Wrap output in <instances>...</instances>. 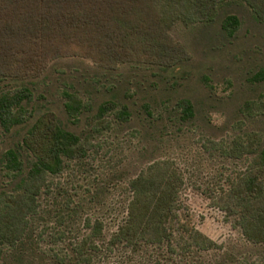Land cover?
<instances>
[{
  "label": "trees",
  "instance_id": "16d2710c",
  "mask_svg": "<svg viewBox=\"0 0 264 264\" xmlns=\"http://www.w3.org/2000/svg\"><path fill=\"white\" fill-rule=\"evenodd\" d=\"M234 2L264 23V0H0V127L23 130L0 153L1 177L9 178L0 182V264H103L114 255L134 264H264V141L257 133L204 144L218 150L222 162L220 179L204 192L251 247L246 262L236 248L223 249L195 227L180 199L183 174L170 158L149 161L126 178L125 215L106 234L102 219L84 211L86 204H100L103 186L83 197L58 179L73 164L83 165L93 139L114 122H128L131 110L109 98L88 115L90 101L63 91L67 120L88 117L87 129L76 131L53 110L29 105L32 81L61 58L88 59L102 70L127 63L163 71L179 65L187 51L169 35L170 24L211 22ZM238 25L232 13L220 20L227 35ZM170 113L189 123L195 107L181 98ZM227 159L241 166L224 174Z\"/></svg>",
  "mask_w": 264,
  "mask_h": 264
},
{
  "label": "rangeland",
  "instance_id": "374dc122",
  "mask_svg": "<svg viewBox=\"0 0 264 264\" xmlns=\"http://www.w3.org/2000/svg\"><path fill=\"white\" fill-rule=\"evenodd\" d=\"M225 13L239 19L232 35L220 27ZM168 33L187 51V60L179 65L163 71L127 63L114 70H102L88 59L61 58L32 81L30 108L37 112L53 110L66 122L63 91H76L93 104L88 115L109 98L125 103L131 110L128 122H114L93 139L94 147L83 165L73 164L58 179L83 197L103 186L100 204H86L84 211L102 219L106 234L125 215L128 194L122 183L126 178L136 175L149 161L170 158L183 174L180 199L195 227L223 249L233 246L242 253V261L250 262L251 247L204 192L220 179L222 163L219 151H207L204 144L208 138L226 144L250 132L264 141V77L257 78L264 73V23L256 21L244 3L234 2L222 7L211 22L175 20ZM181 98H189L194 104L192 122L182 123L170 113L172 104ZM87 118L83 115L76 123L67 121L77 131L87 129ZM22 132L20 127L10 132L0 127V153ZM223 163L224 174L241 166L240 161L231 159ZM3 173L0 171V177ZM1 178L2 184L9 179ZM121 259L127 260L114 255L103 264H119Z\"/></svg>",
  "mask_w": 264,
  "mask_h": 264
}]
</instances>
